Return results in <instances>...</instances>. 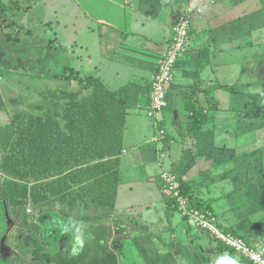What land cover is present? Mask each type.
<instances>
[{"label": "crops", "instance_id": "obj_1", "mask_svg": "<svg viewBox=\"0 0 264 264\" xmlns=\"http://www.w3.org/2000/svg\"><path fill=\"white\" fill-rule=\"evenodd\" d=\"M33 1L36 28L42 21L59 23L57 69L99 79L129 106L114 208L73 219L94 233L93 241L74 239V254L91 242L92 250L115 252L119 264H252L196 226L178 199L208 210L223 233L249 244L264 239V0ZM188 9L199 12L191 16L167 105L150 116L151 77L171 43L173 24ZM0 100V176L7 177L1 158L15 137L8 105L16 99L0 89ZM197 114L203 122L193 130ZM164 174L177 180L179 197L164 186ZM2 201L0 243L6 231ZM33 210L28 201L26 212ZM113 241L121 243L119 250L110 247Z\"/></svg>", "mask_w": 264, "mask_h": 264}, {"label": "trees", "instance_id": "obj_2", "mask_svg": "<svg viewBox=\"0 0 264 264\" xmlns=\"http://www.w3.org/2000/svg\"><path fill=\"white\" fill-rule=\"evenodd\" d=\"M63 80H77L78 90L51 92L45 111L32 106L43 111L39 114L17 113L15 137L1 158V170L7 177L0 176V198L19 219L17 224L29 230L39 228L36 217L29 220L28 201L37 211L34 216H45L46 223L50 218L57 220V215L59 221L66 217L82 220L84 215L78 217L79 212L110 213L121 181L117 158L123 148L126 100L94 77L76 79L70 74ZM191 121L193 130L203 122L198 114ZM52 202L61 209L49 210L46 206ZM60 239L48 248L28 235L24 245L34 246L35 264H119L115 252L92 250L91 242L78 254L68 253L59 247L68 246L71 239L66 235ZM23 264L30 263L23 259Z\"/></svg>", "mask_w": 264, "mask_h": 264}, {"label": "rangeland", "instance_id": "obj_3", "mask_svg": "<svg viewBox=\"0 0 264 264\" xmlns=\"http://www.w3.org/2000/svg\"><path fill=\"white\" fill-rule=\"evenodd\" d=\"M8 1L0 0V89L5 90L7 94L12 95L16 99V103L8 105L11 106L12 123L16 128V122L14 123L13 121L16 113L22 111L35 115L39 114L50 105L48 93L55 90L61 91L62 89L65 91V88L67 92L77 91L79 87L77 80L65 82L59 77L60 75H75L70 69L68 71L57 69L56 59L62 49V39L58 29L59 23H45L42 21L40 25H43V27L36 28L39 21L35 20L34 8L36 7H31L34 4L33 0H29L30 3L25 2L26 0H13L19 1L16 4ZM15 5L17 6L15 7ZM31 15L35 17L29 18ZM34 21H36V24ZM61 60L62 56L59 57L60 62ZM34 73H39L40 76L37 75L38 77L36 78ZM64 101L65 99L61 98L60 102L63 103ZM33 105L41 106L43 111L32 108L31 106ZM174 199L177 201V198L174 197ZM2 205L6 231L0 243V264H23V259L24 261H29L30 264H35L32 254L34 246H24L28 235L36 237L48 248H53L56 244L55 241L61 240L60 237L62 235L68 236L71 242L74 239H93L94 233L89 228L91 225H84V230H80L79 226L81 224H77L73 218H70V220L66 219L64 221L65 224L59 219L53 220L51 228L47 231L45 228V216H39L40 214L34 216V213L37 212L34 210L29 214V220L32 221L35 219L34 217L37 218L35 219L39 228L37 231L17 226L19 219L8 213L9 210L5 202L2 201ZM50 207L53 208V202L47 206V208ZM83 215L91 217L95 214L94 212L91 213V211H85ZM6 236L7 241L5 243ZM67 245L63 248V245L60 244L59 249L62 248L64 251L67 249L68 253L74 254L71 243ZM100 246L107 248L103 244ZM110 247L119 250L121 243L113 241ZM130 257L137 259V263H139L138 257L132 255Z\"/></svg>", "mask_w": 264, "mask_h": 264}, {"label": "built area", "instance_id": "obj_4", "mask_svg": "<svg viewBox=\"0 0 264 264\" xmlns=\"http://www.w3.org/2000/svg\"><path fill=\"white\" fill-rule=\"evenodd\" d=\"M197 12H199V10L192 11V9H188V11L182 14L172 26L171 43L159 63L158 70L151 77V104L148 109L150 116H154L161 112L167 105L165 97L167 89L171 85L173 79L172 72L178 56L184 51L187 44L191 16ZM163 178L164 186L167 188L168 192H173L176 194V197H179L176 191L178 182L175 180V177L164 174ZM178 200L183 206L182 210L184 215L189 217L200 229L211 232L217 239L232 247L252 264H264V239L256 244H249L242 238L223 233L218 229L216 219L208 210L189 208L183 198ZM28 211H30V209Z\"/></svg>", "mask_w": 264, "mask_h": 264}]
</instances>
